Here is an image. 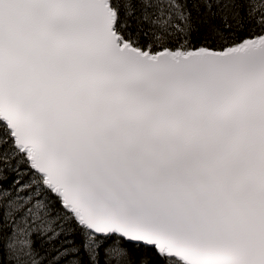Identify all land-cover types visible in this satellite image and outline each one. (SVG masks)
Returning a JSON list of instances; mask_svg holds the SVG:
<instances>
[{
	"label": "snow or ice",
	"instance_id": "1",
	"mask_svg": "<svg viewBox=\"0 0 264 264\" xmlns=\"http://www.w3.org/2000/svg\"><path fill=\"white\" fill-rule=\"evenodd\" d=\"M0 264H264V0H0Z\"/></svg>",
	"mask_w": 264,
	"mask_h": 264
}]
</instances>
